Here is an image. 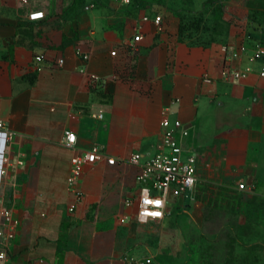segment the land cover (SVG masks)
<instances>
[{
  "label": "crops",
  "instance_id": "crops-1",
  "mask_svg": "<svg viewBox=\"0 0 264 264\" xmlns=\"http://www.w3.org/2000/svg\"><path fill=\"white\" fill-rule=\"evenodd\" d=\"M243 2L0 0V119L13 132L0 211L20 221L13 238L0 237V264H174L175 222L134 219L140 184L129 162L155 150L166 116L194 126L188 143L202 150L201 172L264 201V23ZM35 10L46 18L29 20ZM155 14L162 31L143 20ZM196 18L201 42L180 40L181 23ZM67 130L75 149L63 144ZM92 146L116 162L85 165L77 199L71 159Z\"/></svg>",
  "mask_w": 264,
  "mask_h": 264
},
{
  "label": "built area",
  "instance_id": "built-area-1",
  "mask_svg": "<svg viewBox=\"0 0 264 264\" xmlns=\"http://www.w3.org/2000/svg\"><path fill=\"white\" fill-rule=\"evenodd\" d=\"M29 20L39 21L46 18L43 10H35L29 13ZM143 20H153L160 31L163 30L164 19L160 14L152 17L145 15ZM143 38L138 32L134 37L135 44L132 45L133 52H136L137 42ZM264 52L263 48L259 50ZM84 60L89 59V55L83 53L80 49L76 50ZM113 56L117 55V50L111 52ZM37 60H42L43 55H38ZM59 64H63V59L59 60ZM240 76V73H236ZM89 77L94 82H103L106 79L95 73H90ZM103 117V114H98ZM194 126L180 119L172 121L169 117L162 120V136L154 151L142 154L134 152L129 158V162L138 168L136 176L137 182L140 184L139 196L137 199V209L134 219L138 223H148L161 220L166 215V209L169 203L170 195L183 197L193 192L202 179V150L198 146L188 143V138L193 132ZM13 136V132L9 130L3 120L0 119V178L4 171V164L8 160L5 156V150ZM63 144L69 148H76L78 145L77 134L72 130L65 132V140ZM101 158H106L110 164H114L116 159L109 157L100 147L92 146L89 149H83L75 154L72 159V168L68 176L69 189L75 194L77 199L83 195L78 182L82 174L83 167L93 164ZM239 189H243L240 184ZM131 201L127 200L126 205H130ZM76 207V203L70 206V210ZM3 217L5 229H0V237L7 235L13 238L20 221L15 218L11 209L4 207L0 211ZM125 220V219H123ZM127 264H144L136 262L130 258Z\"/></svg>",
  "mask_w": 264,
  "mask_h": 264
},
{
  "label": "rangeland",
  "instance_id": "rangeland-1",
  "mask_svg": "<svg viewBox=\"0 0 264 264\" xmlns=\"http://www.w3.org/2000/svg\"><path fill=\"white\" fill-rule=\"evenodd\" d=\"M243 4L264 23V0ZM195 29L201 31L200 23ZM201 175L190 204L178 205L181 197L170 195L166 215L175 222L174 264H264V201L220 185L207 170Z\"/></svg>",
  "mask_w": 264,
  "mask_h": 264
},
{
  "label": "trees",
  "instance_id": "trees-1",
  "mask_svg": "<svg viewBox=\"0 0 264 264\" xmlns=\"http://www.w3.org/2000/svg\"><path fill=\"white\" fill-rule=\"evenodd\" d=\"M200 23L201 31L204 29L203 24L201 23L200 18L194 19V21L182 22L179 28V38L180 40H189L192 44H198L201 42V31L195 29ZM186 30H189L186 32Z\"/></svg>",
  "mask_w": 264,
  "mask_h": 264
}]
</instances>
